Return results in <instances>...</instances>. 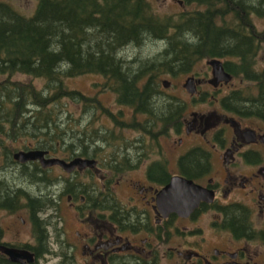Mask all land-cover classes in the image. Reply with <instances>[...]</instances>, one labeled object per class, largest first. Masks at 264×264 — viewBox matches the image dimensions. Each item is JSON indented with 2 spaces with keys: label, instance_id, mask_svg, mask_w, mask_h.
Here are the masks:
<instances>
[{
  "label": "flooded vegetation",
  "instance_id": "obj_1",
  "mask_svg": "<svg viewBox=\"0 0 264 264\" xmlns=\"http://www.w3.org/2000/svg\"><path fill=\"white\" fill-rule=\"evenodd\" d=\"M198 6L200 11L207 8L205 3ZM219 60L227 72L224 60ZM209 67L211 77L204 80L211 89L201 90L204 83H198L191 99L182 100L186 108L178 130L170 127L156 134L139 130L133 142L137 148L119 149L112 157L107 153L103 167L97 154L81 156L96 159V168L106 170L100 191L92 186L94 168L66 171L59 164L43 167L38 160L28 162L26 175L31 169L37 173L31 175L36 180L29 182L33 185L26 184L36 190L18 186L23 190H16V203L0 207V264H46L49 253L54 259L50 264H264V116L252 106L244 113L235 105L225 107L222 99L239 89L231 88ZM225 89L229 90L216 96ZM189 102H208L214 108L192 111L188 118ZM139 116L144 122L150 118L145 113ZM172 133L178 136L175 149L167 146ZM191 135L195 140L201 135L205 144L180 147ZM55 150H46L45 156L73 158ZM124 151L128 157L124 158ZM110 157L113 168L143 177L138 187L127 186L126 200L111 190L117 178L110 183L107 179ZM213 169L221 182L210 176ZM173 176L205 188L212 200H200L187 214L169 211L160 202V191ZM30 198L40 205L29 206ZM63 198L84 225L83 233L74 230L71 236V229L63 227ZM205 229L216 240L208 238ZM240 229L239 234L234 231Z\"/></svg>",
  "mask_w": 264,
  "mask_h": 264
},
{
  "label": "trees",
  "instance_id": "obj_2",
  "mask_svg": "<svg viewBox=\"0 0 264 264\" xmlns=\"http://www.w3.org/2000/svg\"><path fill=\"white\" fill-rule=\"evenodd\" d=\"M183 2L205 3L207 8L182 11L172 17L152 12L146 0H38L34 13L26 16L0 1V75L6 76L0 80V156L6 165L16 167L12 177L15 185L24 187L35 182L31 175L37 172L31 169L26 175L24 167L28 162L14 160L12 153L17 149L9 142L30 138L32 141L23 148L40 150H54L58 144L65 147L68 157H91L96 153L98 144L89 146L83 141L87 137L81 134L72 132L70 140L65 139L66 125L72 118L70 113H64V101L78 102L83 108L92 102L81 91L69 88L68 78L101 75L104 85L115 93L117 103L132 107L135 118L127 126L164 133L170 127L179 129L186 107L182 99L161 93L160 75L185 74L199 59L219 58L233 77L255 82L258 90L254 96H245L240 89L231 91L222 99L225 107L235 105L244 113L252 106L264 116V71L255 68L264 32H256L250 19L251 13L264 16V0ZM228 15L230 22L226 23ZM218 18L220 22L216 23ZM149 38L161 44L153 55L129 62L121 55L129 45H140ZM16 73L43 78L44 86L37 88L31 82L11 80ZM139 113L150 118L145 122L137 120ZM134 141L137 140L128 139L124 147L119 145L109 154L112 157L118 155L119 149L137 148ZM123 154L128 157L127 152ZM105 158L100 160L101 167L106 164ZM112 164L107 174L109 183L123 172ZM10 183L0 178V207L15 204L16 190H23ZM29 184L31 188L33 184ZM28 205L40 204L30 198ZM234 231L241 233V229Z\"/></svg>",
  "mask_w": 264,
  "mask_h": 264
},
{
  "label": "rangeland",
  "instance_id": "obj_3",
  "mask_svg": "<svg viewBox=\"0 0 264 264\" xmlns=\"http://www.w3.org/2000/svg\"><path fill=\"white\" fill-rule=\"evenodd\" d=\"M0 1H6L9 4H11L18 12L26 15L31 16L34 13V10L37 6L38 0H0ZM150 7L152 12H155L162 16H176L182 11L186 10H193V9H199V6L196 3H191L189 5L185 4L183 6L180 5L179 2L176 0H146ZM186 6V7H185ZM203 8V7H201ZM250 19L252 24L254 25V28L256 32L263 33L264 32V16H261L257 13H251ZM226 23L230 22L229 15L225 18ZM156 43L159 44V47L156 49L154 48ZM161 48V44L159 42L153 41L149 38V40H145V43H142L140 45H129L126 48V52L121 54L127 62L131 60H137L141 58H147L148 56L153 55V52H157ZM209 59L202 58L197 60L193 66L191 67V71L185 74L182 73H176L175 75L171 74H164L160 75L159 79V87L158 89L164 90V92H161L166 97H176L178 99H182L183 101H189L191 99V95H193L196 91L189 92L186 90V81L187 77L194 76L192 78H203L206 79L208 77H211L210 73V67L206 62H209ZM256 71L261 72L264 71V41L260 42V48L258 49L256 53V63H255ZM5 75H0V80L5 79ZM209 79V78H208ZM11 80H19L22 82H31L35 87L42 88L44 86L45 80L43 78H36L32 77L27 74H21L16 73L11 77ZM196 84H193V88L196 87L198 83H204V85L200 88L201 90H210L211 87L210 84L206 83V81H200L195 80ZM193 82V83H195ZM105 79L101 75L98 74H84L79 75L76 77L68 78L66 79V84L71 89H77L81 91L85 97L91 99L92 102H90V106H85L83 108V105L78 102H72L65 100V106L63 107L64 113L67 112L70 113V116L72 118V121H68L67 127L65 129L68 134L64 135L67 136L65 138L66 140H70V135L72 132L78 133L83 135L84 137H87V140L83 139V141L88 143V145H96L98 144V147L94 150L96 152L95 154L98 155V158L100 160L106 156L107 153L110 151H113L114 148H118V146H123L124 142H128V139L132 140L133 138L137 137L138 131L137 129H133L127 125H130L132 123L133 117H134V111L132 107L122 105L117 103L116 101V95L115 93L110 90L109 88L104 85ZM226 84L229 86L231 85V88H238L241 90V92L244 95L248 96H254L257 94V84L255 82H250L248 80H244L240 77H231L228 81H225ZM163 84V85H162ZM229 89H225L223 91H220L216 94V96L221 97L224 93H226ZM96 105L99 107L94 108ZM214 106L212 104H209L208 102L206 104H195L190 103L188 104V114L187 117H192L191 112L192 111H208L212 110ZM135 118V117H134ZM136 119L140 120L141 117L139 115H136ZM121 123H124L121 125ZM65 132V133H66ZM64 133V132H63ZM99 133H104L100 137L98 136ZM117 137L114 140L109 139L110 137ZM194 136L191 135L189 138L185 139V143H183L180 147H187L193 144H205L204 139L201 137V135H196V137H199L197 140L193 138ZM35 138H33L34 140ZM106 139V140H105ZM178 139V136L174 133L171 134L166 140H167V146L169 148H178V143L176 142ZM32 139L30 138H20L16 140L15 142H9L14 149H22L25 143L31 142ZM75 141V140H74ZM163 141V140H162ZM177 143V144H176ZM76 145H79L80 143L78 141H75ZM0 148V153H1ZM60 156L66 155V149L63 146H60L57 144L55 154L57 153ZM99 167V166H98ZM101 169V167H99ZM217 168V167H216ZM16 167L15 166H8L6 163L2 161V157L0 156V178L6 179L7 181H10L11 185H14L18 187V185H15V183L12 181V177H14L16 174ZM106 173V170L100 171L97 169H93V174L95 175L94 183L92 184L95 189H101V176L102 174ZM138 172L130 171V172H123V174H120L117 176L116 182L114 181V187L111 189L112 191H115V193L122 198L123 200H126V196L128 193V187L129 185H135L138 187L140 185L139 179L143 181V177L138 176ZM214 178V180L222 181L221 176L218 174V170L213 169V173L210 175ZM119 181V182H118ZM118 182V183H117ZM19 187L21 185L19 184ZM24 188L34 190V187H27V184H24ZM36 190V188H35ZM62 214L64 217V220H61V223L63 224V227L65 229H71L70 235H73L74 230H78L81 233L84 232V225L81 224L78 220V218H75V215L73 214L72 210L69 207V204L67 201H65V198H63L62 202ZM24 215V213H23ZM92 217H95V213H93ZM1 218V217H0ZM29 225V224H28ZM206 236L208 238H211L212 240H216L214 238V234L208 233V230L205 229ZM188 239H190L188 237ZM77 260H81V257L79 255V252L77 253ZM54 261L53 254L49 253L47 255L46 264H50Z\"/></svg>",
  "mask_w": 264,
  "mask_h": 264
},
{
  "label": "water",
  "instance_id": "obj_4",
  "mask_svg": "<svg viewBox=\"0 0 264 264\" xmlns=\"http://www.w3.org/2000/svg\"><path fill=\"white\" fill-rule=\"evenodd\" d=\"M214 68V74L224 81H228L231 76L224 72L221 62L217 59H212L208 62ZM186 89L193 92L192 78L186 81ZM46 151L39 149H31L28 151L18 150L13 153V157L18 162H27L30 160H39L43 166H51L54 164L61 165L65 170L70 171L76 166L83 168L85 166H92L95 161L93 159L76 157L69 162L59 158H45ZM212 195H208L205 188L194 184L182 176H173L170 182L160 191V202L168 206L169 211H175L179 214H187L190 212L200 200L211 201Z\"/></svg>",
  "mask_w": 264,
  "mask_h": 264
}]
</instances>
